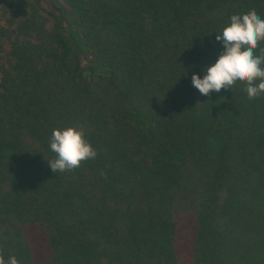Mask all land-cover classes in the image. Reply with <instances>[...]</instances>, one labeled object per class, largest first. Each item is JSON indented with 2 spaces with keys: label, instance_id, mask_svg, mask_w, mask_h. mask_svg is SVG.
<instances>
[{
  "label": "trees",
  "instance_id": "16d2710c",
  "mask_svg": "<svg viewBox=\"0 0 264 264\" xmlns=\"http://www.w3.org/2000/svg\"><path fill=\"white\" fill-rule=\"evenodd\" d=\"M35 3L13 24L0 0L6 264H264V94L191 83L264 0ZM67 127L97 155L54 173Z\"/></svg>",
  "mask_w": 264,
  "mask_h": 264
},
{
  "label": "clouds",
  "instance_id": "9594fccd",
  "mask_svg": "<svg viewBox=\"0 0 264 264\" xmlns=\"http://www.w3.org/2000/svg\"><path fill=\"white\" fill-rule=\"evenodd\" d=\"M215 38L222 43L223 51L214 64L204 69L203 78L192 75V85L204 96L213 91L232 89L237 82L246 86L249 100L264 94V49L260 50V55L255 54L260 42L264 41V19L255 9L245 14H234ZM50 149L56 154V158L48 162L54 173L79 168L82 162L97 155L85 139L82 127L53 129ZM0 264H6L2 255ZM7 264H19V261L10 256Z\"/></svg>",
  "mask_w": 264,
  "mask_h": 264
},
{
  "label": "rangeland",
  "instance_id": "374dc122",
  "mask_svg": "<svg viewBox=\"0 0 264 264\" xmlns=\"http://www.w3.org/2000/svg\"><path fill=\"white\" fill-rule=\"evenodd\" d=\"M11 1H13V9L11 10L10 15H7V17H9V20H11L13 24H16L22 17L26 16L30 12V9L32 10L31 4H33V2L35 3V0H11ZM37 7L39 8V6ZM1 25L6 26L5 18L3 14L0 12V26Z\"/></svg>",
  "mask_w": 264,
  "mask_h": 264
}]
</instances>
